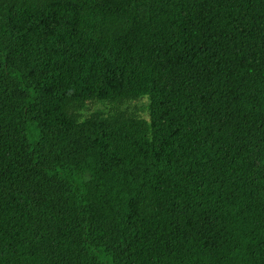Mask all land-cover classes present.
Wrapping results in <instances>:
<instances>
[{
  "label": "trees",
  "instance_id": "1",
  "mask_svg": "<svg viewBox=\"0 0 264 264\" xmlns=\"http://www.w3.org/2000/svg\"><path fill=\"white\" fill-rule=\"evenodd\" d=\"M0 264H264V0H0Z\"/></svg>",
  "mask_w": 264,
  "mask_h": 264
},
{
  "label": "rangeland",
  "instance_id": "2",
  "mask_svg": "<svg viewBox=\"0 0 264 264\" xmlns=\"http://www.w3.org/2000/svg\"><path fill=\"white\" fill-rule=\"evenodd\" d=\"M146 102H141V103H137L135 105V107L141 112L140 115H142L143 117H146V113L145 110H143V106L145 105ZM98 109H104L103 106H98Z\"/></svg>",
  "mask_w": 264,
  "mask_h": 264
}]
</instances>
